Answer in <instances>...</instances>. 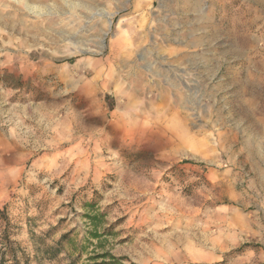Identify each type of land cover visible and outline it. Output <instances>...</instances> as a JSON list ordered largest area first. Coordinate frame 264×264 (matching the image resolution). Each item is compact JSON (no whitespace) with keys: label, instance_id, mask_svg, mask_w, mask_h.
Listing matches in <instances>:
<instances>
[{"label":"rangeland","instance_id":"rangeland-1","mask_svg":"<svg viewBox=\"0 0 264 264\" xmlns=\"http://www.w3.org/2000/svg\"><path fill=\"white\" fill-rule=\"evenodd\" d=\"M183 38L206 75L169 65ZM261 61L264 0H0V137L15 146L0 151V235L18 264L69 262L37 250L71 231L84 244L96 212L109 262L264 264V143L254 159L232 115Z\"/></svg>","mask_w":264,"mask_h":264},{"label":"crops","instance_id":"crops-1","mask_svg":"<svg viewBox=\"0 0 264 264\" xmlns=\"http://www.w3.org/2000/svg\"><path fill=\"white\" fill-rule=\"evenodd\" d=\"M182 42H179L177 44L178 50L176 51V47L174 45V53L171 58L170 55H168L167 60L169 65L171 66L172 62V67H175L176 64L178 67L182 66L183 67V72H186L185 63L188 61H197L198 64V69L199 70H205L204 75H206V70H207V59L206 55L204 53L202 54H197L195 58L193 59L192 55H188L185 51L189 47H201L202 44H200V41H191V42H186V39H181ZM204 46H207L203 44ZM237 45V43H236ZM238 47H235V51L237 50ZM170 50V49H169ZM216 57V56H215ZM238 58V53L235 52L232 54V58ZM214 62H219L217 59L214 58L212 60ZM250 62H247L246 70L248 72V84L243 85L240 91L238 93L241 94H246L248 98L246 99L247 101H243L239 106L238 110L232 115L236 118H238V124L246 126V134L248 135V141H253L257 142V148L255 149L253 153V158L258 159L263 153V151L260 149L262 147V144L258 145V143H264V85L259 86V82L254 84L253 80V72H251V69H258V71L254 72L257 74H260L264 70V61H261L260 63L253 64L255 65L253 68L250 66ZM203 65V66H201ZM216 69V68H215ZM245 69V68H244ZM259 70H262L259 71ZM255 75V74H254ZM184 76V73H183ZM250 78V79H249ZM253 84V87H250ZM255 85V86H254ZM241 119V121H239ZM1 139V137H0ZM4 140V141H3ZM0 145L3 146L0 147V151L7 153L8 155L14 157L15 156V146H14V141L10 139H4L2 138L0 140ZM252 171L254 174L253 178V187L255 189V193L258 195V197H261L262 203L258 204L256 203V211L254 212L253 218H254V226L252 228V237L253 238H258L261 237L263 234V242L264 243V167L262 163L259 160H254L252 164ZM262 219V220H261ZM263 221V222H262ZM262 224V232L258 231L255 229V225L259 226ZM258 242V241H257Z\"/></svg>","mask_w":264,"mask_h":264},{"label":"trees","instance_id":"trees-1","mask_svg":"<svg viewBox=\"0 0 264 264\" xmlns=\"http://www.w3.org/2000/svg\"><path fill=\"white\" fill-rule=\"evenodd\" d=\"M94 207V205H88ZM86 218L90 220L92 228L85 237L84 244H77L73 237L72 231L61 236L54 246H48L44 249H38L49 260H56L63 251H67L69 262L66 264H117L107 259H115L110 253L104 250L103 234L99 232V212L94 214L87 213ZM93 239L97 243H93ZM16 244L7 233V229L3 230L0 235V264H18L19 260L16 255ZM86 255L85 259L83 256Z\"/></svg>","mask_w":264,"mask_h":264},{"label":"bare ground","instance_id":"bare-ground-1","mask_svg":"<svg viewBox=\"0 0 264 264\" xmlns=\"http://www.w3.org/2000/svg\"><path fill=\"white\" fill-rule=\"evenodd\" d=\"M76 4V3H75ZM70 5H73V4H70ZM77 5V4H76ZM83 5H85V4H83ZM73 6H75V5H73ZM87 6V5H86ZM81 7H82V4H81ZM84 7V6H83ZM89 7H91V6H89ZM85 8V7H84ZM88 8V7H87ZM30 9V8H29ZM91 10V9H90Z\"/></svg>","mask_w":264,"mask_h":264}]
</instances>
